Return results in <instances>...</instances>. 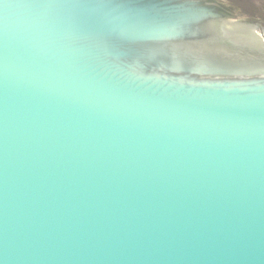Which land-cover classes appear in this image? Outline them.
I'll list each match as a JSON object with an SVG mask.
<instances>
[{"label":"water","instance_id":"obj_1","mask_svg":"<svg viewBox=\"0 0 264 264\" xmlns=\"http://www.w3.org/2000/svg\"><path fill=\"white\" fill-rule=\"evenodd\" d=\"M236 3L0 0V264H264V0Z\"/></svg>","mask_w":264,"mask_h":264},{"label":"flooded vegetation","instance_id":"obj_2","mask_svg":"<svg viewBox=\"0 0 264 264\" xmlns=\"http://www.w3.org/2000/svg\"><path fill=\"white\" fill-rule=\"evenodd\" d=\"M230 5H232V6H234V7H236V8H238V7H240V6H238L239 4H237L236 3V1L237 0H226ZM244 1H246V0H244ZM240 9V11L244 14V16H245V18H246V22L247 23H249V24H254V23H257V24H259L260 26H262V21H261V18L259 17H257L256 18V13L254 12V13H250L248 10H246V9H243L242 10V8H239ZM262 29H263V27H261ZM263 31H264V29H263Z\"/></svg>","mask_w":264,"mask_h":264}]
</instances>
